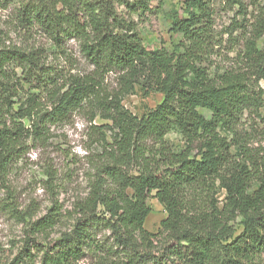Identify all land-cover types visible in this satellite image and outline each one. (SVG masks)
<instances>
[{
	"label": "trees",
	"instance_id": "1",
	"mask_svg": "<svg viewBox=\"0 0 264 264\" xmlns=\"http://www.w3.org/2000/svg\"><path fill=\"white\" fill-rule=\"evenodd\" d=\"M151 1L20 3L19 27L47 43L0 46V170L81 107L110 123L93 126L89 191L74 204L70 227L46 249L26 244L18 262L31 264L37 250L44 264H81L90 251L95 264H264V0H183L186 16L172 23L180 36L174 51L143 42L132 15L150 11ZM222 2L235 14L219 32ZM71 40L90 72L56 65L69 59ZM109 72L118 89L106 87ZM23 86L33 89L24 99ZM137 87L145 97L163 94L141 116L123 104ZM151 197L166 212L157 231L145 226ZM59 210L32 232L55 226ZM96 227L108 230L117 257L102 249Z\"/></svg>",
	"mask_w": 264,
	"mask_h": 264
},
{
	"label": "rangeland",
	"instance_id": "2",
	"mask_svg": "<svg viewBox=\"0 0 264 264\" xmlns=\"http://www.w3.org/2000/svg\"><path fill=\"white\" fill-rule=\"evenodd\" d=\"M22 1L0 0V46L27 47L32 43H47V38L41 33L34 32L31 36L19 27L16 13ZM224 6V2L216 6V30L219 32L229 25L235 14ZM119 7L120 10H125L124 5ZM150 7L151 10L142 16H139L140 12L132 15L145 46L150 50L166 48L174 51L180 36L172 31V23L177 14L186 16L183 0H166L163 3L152 0ZM223 37L226 38L227 35L224 34ZM259 45L264 46V38L259 41ZM67 47L69 59L55 60L58 67H63L66 73L71 71L77 74L93 70L75 40L69 41ZM53 59L54 57L49 58L50 61ZM105 84L110 90L118 89L119 79L116 73L105 74ZM261 84L264 87V80ZM32 90L30 86H23L19 93L24 99ZM22 98L19 97V101ZM162 99L163 94L160 92H153L145 97L141 88L137 87L135 93L125 97L123 104L131 112L141 116L147 108L155 107ZM262 114L264 116V107ZM23 122L27 126L31 125L29 119H24ZM105 123L110 121L100 115L95 116L90 106L81 107L67 120L51 126L47 138L38 141L29 139L21 156H16L7 170H0V264H24L18 261L21 260L19 256L26 244L46 249L47 244L70 227L74 204L89 191L92 173L89 155L97 147L93 126ZM168 138L174 144L181 143L180 136L175 132L169 134ZM224 196L222 191L219 198L222 200ZM149 204L152 211L145 226L150 231H157L166 212L155 197L149 199ZM54 207L61 211L59 221L43 233L34 234L31 229L33 223L49 214ZM94 231L97 239L101 240V245H104L102 249L111 251L108 254L110 259L117 257L115 252L118 250L113 245L108 230L96 227ZM32 253L34 260L29 263L44 264L42 252L33 250ZM97 257V254L90 251L81 264H95Z\"/></svg>",
	"mask_w": 264,
	"mask_h": 264
}]
</instances>
